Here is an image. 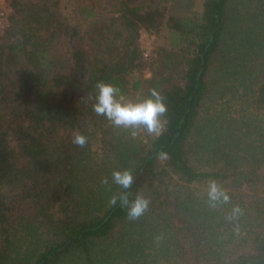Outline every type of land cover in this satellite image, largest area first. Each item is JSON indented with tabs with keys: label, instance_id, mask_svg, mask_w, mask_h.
<instances>
[{
	"label": "trees",
	"instance_id": "obj_1",
	"mask_svg": "<svg viewBox=\"0 0 264 264\" xmlns=\"http://www.w3.org/2000/svg\"><path fill=\"white\" fill-rule=\"evenodd\" d=\"M64 1L12 0L0 35V264H264V0H195L193 11L86 0L75 15ZM142 30L171 31L175 49H161L152 77L131 84L147 64ZM101 80L123 96L130 85L141 98L155 88L167 112L159 135L117 136L109 164L84 183L90 146L72 133L106 123L91 108ZM125 169L129 199L150 200L134 221L109 204L124 191L111 173ZM212 180L229 203L210 206ZM38 230L19 258L18 234Z\"/></svg>",
	"mask_w": 264,
	"mask_h": 264
},
{
	"label": "clouds",
	"instance_id": "obj_2",
	"mask_svg": "<svg viewBox=\"0 0 264 264\" xmlns=\"http://www.w3.org/2000/svg\"><path fill=\"white\" fill-rule=\"evenodd\" d=\"M94 100L91 105L92 111L97 116L105 117L113 127L132 129V135H136V130L143 128L149 134L159 135L163 129V120L167 112L165 98L155 88L139 100L125 99L121 90L115 85L97 81L95 84V94L90 97ZM72 143L83 148L88 143V138L81 132L74 130L72 133ZM161 160L168 158L167 152L159 154ZM111 180L124 191L109 198V204L115 206L119 201L120 207L126 209L129 220H138L148 210L150 200L141 192H137L134 199H129L134 183V175L131 170H113ZM103 184H108V178L102 180ZM207 197L211 207H216L217 203L227 204L230 196L227 191L220 187L216 181L208 182ZM233 215L240 214L241 208L236 205L232 209ZM157 239H160L157 237Z\"/></svg>",
	"mask_w": 264,
	"mask_h": 264
},
{
	"label": "rangeland",
	"instance_id": "obj_3",
	"mask_svg": "<svg viewBox=\"0 0 264 264\" xmlns=\"http://www.w3.org/2000/svg\"><path fill=\"white\" fill-rule=\"evenodd\" d=\"M12 6V0H9ZM81 4V2H86V0H65L63 2V11L65 13H73L74 15L76 12L74 9L76 8L77 3ZM159 4V6H162L163 8H168L172 7L177 4H181L183 6H189L188 8H183V9H188L190 11L196 10L197 6H199V2L195 0H157L156 2ZM5 4H8L7 1H5ZM161 7V8H162ZM180 7V6H179ZM13 12H14V7ZM74 11V12H73ZM72 14V15H73ZM140 45L144 53V58L146 59V66L142 70H136L134 71L131 76L129 77L131 84L134 83L136 80L141 79V78H151L152 73H151V65L154 63V60L156 57H158L159 52L161 49H168V50H173L175 49V37L173 33L169 30H164L161 31L160 33H150L145 30H142L140 32ZM141 91L136 92L132 89L130 85V90L124 95L125 99H131V100H139L141 99ZM227 99V98H226ZM232 99V98H231ZM226 100L224 99L219 100L220 105L225 104V107L232 106L230 110L234 108H238L236 99H233L229 104L227 103L226 105ZM208 106V105H207ZM224 106V105H223ZM233 113H236L235 111ZM105 124H102L100 121L97 120H89L87 121V138H88V143L87 145L90 146V148L87 150L86 154L82 155L81 157L83 158L80 163L79 167V174L78 177L84 181V183L87 182L89 178H91L90 174H100L101 171L109 164V160L113 156V148L115 144L116 137H121L123 141H126L127 138L130 137H137L140 132H144L145 130L143 128H140L136 130V135H132V129H124V128H116L112 127L110 128V132L112 135L108 134L106 130L108 129V126H112L110 122L105 118ZM127 132L126 135H123V132ZM115 137V138H114ZM113 140V141H112ZM88 170L86 171L83 170L82 168H85ZM88 185V184H86ZM238 233H234V236L237 235ZM18 241L16 245V251L20 252L16 253L15 252V257H17V254H19V258L25 257V253L29 252L30 250L32 251L36 246L37 242L36 239L42 236L41 230H38L35 232L33 237H28V233H22L18 234ZM231 236L228 238L230 239ZM154 248H159V246H156Z\"/></svg>",
	"mask_w": 264,
	"mask_h": 264
},
{
	"label": "built area",
	"instance_id": "obj_4",
	"mask_svg": "<svg viewBox=\"0 0 264 264\" xmlns=\"http://www.w3.org/2000/svg\"><path fill=\"white\" fill-rule=\"evenodd\" d=\"M5 1L8 4H5ZM13 14V8L9 0H0V35L9 27L10 16Z\"/></svg>",
	"mask_w": 264,
	"mask_h": 264
}]
</instances>
